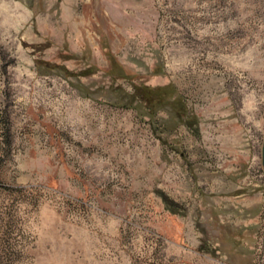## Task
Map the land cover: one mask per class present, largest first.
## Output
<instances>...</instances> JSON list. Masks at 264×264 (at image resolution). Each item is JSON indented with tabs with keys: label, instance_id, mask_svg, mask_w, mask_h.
I'll return each mask as SVG.
<instances>
[{
	"label": "rangeland",
	"instance_id": "1",
	"mask_svg": "<svg viewBox=\"0 0 264 264\" xmlns=\"http://www.w3.org/2000/svg\"><path fill=\"white\" fill-rule=\"evenodd\" d=\"M263 144L264 0H0V264H264Z\"/></svg>",
	"mask_w": 264,
	"mask_h": 264
},
{
	"label": "trees",
	"instance_id": "2",
	"mask_svg": "<svg viewBox=\"0 0 264 264\" xmlns=\"http://www.w3.org/2000/svg\"><path fill=\"white\" fill-rule=\"evenodd\" d=\"M91 70V69H90ZM171 87V85H165V86H151L147 84H135V96L143 101L146 106H152L155 103L163 104L162 100L167 94L168 89ZM173 104L175 107L181 108L183 110L184 108V101L181 97L173 101Z\"/></svg>",
	"mask_w": 264,
	"mask_h": 264
},
{
	"label": "water",
	"instance_id": "3",
	"mask_svg": "<svg viewBox=\"0 0 264 264\" xmlns=\"http://www.w3.org/2000/svg\"><path fill=\"white\" fill-rule=\"evenodd\" d=\"M263 164H264V144H263Z\"/></svg>",
	"mask_w": 264,
	"mask_h": 264
}]
</instances>
